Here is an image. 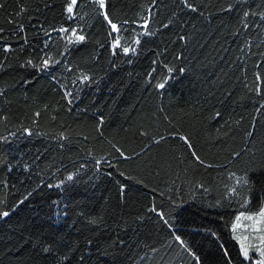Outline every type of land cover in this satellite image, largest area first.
I'll return each mask as SVG.
<instances>
[{
  "label": "snow or ice",
  "instance_id": "1",
  "mask_svg": "<svg viewBox=\"0 0 264 264\" xmlns=\"http://www.w3.org/2000/svg\"><path fill=\"white\" fill-rule=\"evenodd\" d=\"M172 7L168 0H149L148 4L141 3L138 10L132 17L123 13L120 7V0H64L61 5V16L63 22L56 26L55 24L45 26L41 23L39 28L34 30L33 39H29L27 27L31 26L32 11L24 0H18L17 11L10 14L6 19L10 28H5L0 23V99L5 105H11L9 94L20 91L24 95L25 100L31 99L34 107L30 117V125H25L22 121L16 127V132L9 131L8 135L0 134V146H10L20 132L26 137H38L45 140L55 141L56 147L60 150L67 151L73 143L72 136L74 130L66 121H60L57 127V121L60 120L61 109L67 114L73 113V103L79 99V93L83 90V86L98 82L91 69L82 67L81 63L73 62L68 57L73 55V49L79 51L81 47L86 46L91 37L89 30L99 24L105 28V39L103 41L96 40L95 44L100 49H107L109 55L113 58L109 61L112 69L119 68L116 59L123 57L127 64L133 63V58L138 57L144 49V45L151 42L150 38L157 35H171L175 39L169 43H179L180 48H187L192 36L185 30V25L191 20H203L207 24H211L213 19H220L221 15L227 14L235 23H226L220 19V24L227 29L228 34L237 37L242 31L245 33L255 32L257 34L264 32V0H258L253 7L249 0H225L224 3L212 4L211 0H172ZM6 7L5 0H0V11ZM55 5L44 0V8L51 10ZM171 7V11L165 14L164 10ZM215 8L216 11H212ZM39 12V6L35 9ZM164 15V19H159ZM14 17V18H12ZM29 19V25L26 26L24 18ZM156 21L158 27L153 31L151 25ZM136 25V28H131ZM195 28V24L192 25ZM43 34L42 38L40 34ZM55 33L57 40L52 39ZM8 37L19 38L21 43L17 48L10 43ZM149 38V39H143ZM61 47L57 48V44ZM244 46L249 52L252 49V41L245 39ZM264 45V40L261 41ZM260 47V45H257ZM243 51V49H241ZM169 53L168 46L164 47L162 52L156 53L160 58L166 57ZM175 61H181L183 52L172 53ZM255 55V53H253ZM264 57V52L260 53ZM102 58L100 53H96L91 57V62L97 64ZM88 61H84L86 64ZM153 65H161L165 73L160 74L157 79V69L152 67L147 73L149 79L145 81L146 87H152L157 90L159 95L166 88L172 78V73L179 71L185 72L184 67H177L172 62L163 59H154ZM257 69L264 67V60L260 64H255ZM62 69L67 74L65 80L59 79L52 73L57 69ZM50 76L54 85V90H58L62 105L57 102L58 106L50 103H40L38 95L39 90L29 97V90L35 87L36 82L42 76ZM254 81L251 85L245 83L244 89L246 94H254L257 100L254 104V112L264 115V74L256 71ZM155 80V83H153ZM245 97H241L244 99ZM51 109V111H50ZM159 113H165L163 107L157 109ZM83 112H87L84 109ZM177 117H170L165 114L163 121H167V125L172 126V130L166 126L164 132H159L153 127L143 124L135 129V133L142 140L140 151L135 147H129L125 143L113 136L111 139L105 133V117L103 114L95 115V124L91 126V139L96 140L100 145H107V148L101 149L99 155L94 154L93 149H88V158L92 161L93 176L97 179H107L114 184L118 193L120 203L127 202V195L133 190L134 186H140L145 190L142 195L151 193L152 197L147 206V212L143 216H137L136 220H151L154 214L159 222L168 228H172L170 217L177 205L170 195L173 192L172 187L160 189L151 186L148 179L152 177V166H155L156 175L163 170L168 175H175L176 179L171 180V185L176 184V180L180 179V172L176 169L183 165L181 171L184 173L185 179L189 173L194 177L203 169L205 172L210 169H225L224 172L218 173V182L223 186L219 198L215 205L209 204L208 207H221L223 202L229 206L235 203L241 209L235 214L234 219L230 221L229 235L231 241L235 243V255H232L229 247L225 243L219 244L220 255L215 264H264V179L261 180L259 190L262 193L260 198L253 206V192L257 185L251 179V174L256 172L264 173V132L261 134L259 151L261 159L256 163V153L253 152L256 141V123L257 117L253 116L250 122L251 130H244L245 147L240 151L232 150L225 164L219 162H209L202 157L196 150L193 135L189 132H181L173 124L176 120L180 127L187 125L195 129L200 122L198 111L184 112ZM42 113L48 114L53 130L40 131V117ZM187 117V119H185ZM224 119V114L220 110H216L211 119ZM244 118L235 120L234 123L239 126ZM12 123V115L10 110L6 111L4 107H0V127L7 130L8 125ZM225 127L230 128L228 120H225ZM117 135L120 131L128 132L129 129L120 128L115 130ZM219 132L220 129H217ZM167 133V135H165ZM81 135V133H76ZM227 136L228 132L225 131ZM90 135H83L85 141L89 140ZM217 140L220 139L218 136ZM251 141L252 147H248ZM162 145L167 146L170 159H164L162 163H158L151 156V147L160 148ZM145 149L149 150V154L144 156ZM48 148L43 152L37 150L28 159H17L13 163L7 161L4 164V174L0 177V223L9 225L14 215H17L21 207L29 202L35 195L44 196L45 190H61L67 194L70 187L77 183L78 179H82L81 172L88 169L87 163L79 164L74 172L53 182L51 179L45 180L41 177L30 190L26 188V194L16 197L20 186H25L28 181L32 180V176H41V172H34L33 169L40 167V162L45 158ZM243 153V156H242ZM244 167H238L236 162L238 159L243 160ZM135 161H141L135 168L129 170L131 164ZM175 165V166H174ZM105 166L107 171H105ZM66 170V166H64ZM60 168L56 172H60ZM46 171V169H41ZM18 172L16 182H12V174ZM52 175H55L53 173ZM192 190L200 189L204 193H209L211 188L206 186L204 180L193 179L187 181ZM178 193L180 189H175ZM157 195L159 202H157ZM12 197H16L12 199ZM172 205L165 211V204ZM47 207L51 210L52 215L57 220L67 221L69 216H73L72 225L76 227L77 235L70 238L67 233L46 235L42 229H32L24 224H18L20 234L17 242L9 248L11 257L8 264H126V260L130 259L127 250L131 248V244L126 241L119 232L113 236L107 231L109 225L107 220V210L104 208L77 210L67 199H55L48 202ZM127 224V222H125ZM122 226L117 223L116 228ZM211 235L220 237L216 232ZM102 237H106L102 239ZM172 239L193 258L195 264H202L201 257L191 251L187 242L181 235L172 232ZM153 253L158 249L152 248ZM143 259V258H141ZM0 264H3L0 261Z\"/></svg>",
  "mask_w": 264,
  "mask_h": 264
},
{
  "label": "trees",
  "instance_id": "2",
  "mask_svg": "<svg viewBox=\"0 0 264 264\" xmlns=\"http://www.w3.org/2000/svg\"><path fill=\"white\" fill-rule=\"evenodd\" d=\"M32 11L31 26L27 27L29 39H33L34 30L38 29L40 24L45 26H59L63 22L61 16L64 0H48L49 3L55 5L51 10L44 8V0H24ZM115 2V0H114ZM149 0H120V7L123 13L132 17L138 10L141 3L147 5ZM225 0H211L212 4L224 3ZM255 7L258 0H249ZM6 7L0 11V23L5 28H10L6 23V19L10 14L17 11L18 0H5ZM172 5V0H168ZM39 6L40 11L35 9ZM165 14L171 11V7L164 10ZM212 11H216L215 8ZM14 18V17H12ZM159 19H164L161 15ZM226 23H235L234 20L227 15H221ZM220 19H213L209 25L203 20H191L184 27L191 33V40L187 48H180L179 43L171 44L170 40L175 39L171 35H157L150 38L151 42L144 45V49L138 57L133 58V63L127 64L123 57L116 59L119 68L112 69L109 61L113 58L109 55L108 50L100 49L96 44V40L103 41L105 39V28L97 24L89 30L91 41L79 51L73 49V55L68 59L73 62L81 63L82 67L92 70L98 82L83 86V90L79 93V99L73 103V113L71 115L61 109L60 120L57 121V127L60 121H66L74 130L69 150L64 151L56 147L55 141L45 140L38 137H26L17 132L16 137L12 138L13 142L10 146H0V177L4 174V164L7 161L13 163L17 159H28L37 150L41 152L48 148L45 158L40 162V167L33 169L34 172H41V176H32V180L28 181L25 186L19 187L16 197L26 194L28 190L41 178L45 180L51 179L58 182V178H64L68 172H74L79 164L87 163L88 169L81 172L82 179H78L77 183L70 187L67 194L61 190L51 189L45 190L44 196L35 195L21 207L17 215H14L9 225L0 223V261L8 264L11 257L9 248L12 247L20 234V230L16 227L18 224H24L26 227L35 231L42 229L46 235L67 233L70 238L77 235L76 227L72 225L73 216H69L67 221L57 220L52 215L51 210L47 207L48 202L55 199H67L68 202L76 207L77 210H93L104 208L107 210L108 229L107 231L115 236L119 232L123 238L131 244V248L127 250L130 259L126 260V264H195L191 256L184 251L178 243L172 239V232L179 234L187 242L191 251L201 257L202 264H215L220 255L219 244L225 243L229 247L232 255H235L236 246L230 239L229 228L230 221L234 219L235 214L241 210L233 201L231 206L223 202L221 207H208L209 204L215 205L219 198L223 186L218 182V173H222L225 169H210L208 171L200 170L194 177L191 173L185 179L184 173L181 171L183 165L177 168L180 172V179L176 180L175 185L170 182L176 179L175 175H168L163 170L156 175L155 166H152L153 175L148 179L151 186L160 189L172 187V195L177 207L172 212L170 223L172 228H168L159 222L154 214L152 219L136 220L137 216H143L147 212V206L152 197L149 192L142 195L145 190L140 186H134L133 190L127 195V202L120 203L118 200L117 189L107 179H97L93 176L92 161L88 158V149H93L94 154L99 155L101 149L107 148V145H100L96 140L91 139V126L95 124V115L103 114L105 117V133L111 139L113 136L125 143L129 147H135L140 151L142 140L135 133V129L143 124L153 127L159 132H164L167 126L172 130L171 125H167V121H163L162 117L168 114L170 117H179L184 112L198 111L200 122L195 129L180 124L173 120V124L181 132H189L193 135L196 150L199 154L209 162H219L227 165L226 157L229 156L233 149L240 151L245 147L244 130L250 128V122L253 116L257 117L256 123V145L253 152L256 153V163H259L260 147L259 140L264 132V115L254 112L253 101L258 98L254 94H246L244 84L251 85L254 81V73L260 71L264 74V67L257 69L255 64H260L264 57L260 56L264 52V32L259 34L245 33L244 31L237 37L228 34L220 24ZM26 26L29 25V19L24 18ZM195 24V28L192 25ZM131 28H137L131 25ZM153 31L158 27L156 21L151 25ZM41 38L43 34L41 33ZM52 39L57 40L55 33ZM149 39V38H143ZM249 39L252 41V49L249 52L244 46L243 41ZM10 43L17 48L21 41L19 38L8 37ZM260 45V47H257ZM168 46L169 53L166 57L160 58L156 53L162 52L164 47ZM61 45L58 43L57 48ZM243 49V51H241ZM183 52V59L175 61L173 52ZM96 53H100L102 58L97 64L91 62V57ZM255 53V55H253ZM154 59H163L172 62L177 67H184L185 72L176 71L172 73V78L168 85L158 95L157 90L152 87H146L145 81L149 79L147 73L152 67L157 69L156 76L159 79L160 74L165 73L161 65H153ZM84 61H88L86 64ZM59 79H65L66 75L62 69L57 68L53 73ZM155 83V80H153ZM264 86V85H262ZM39 90L38 95L40 103H50L58 106L57 102L62 105L58 90H54L50 76H42L36 82L35 87L29 90V97ZM245 97L241 99V97ZM11 105H5L0 99V107H4L6 111L10 110L12 115V123L8 125L7 130L0 127V134L8 135L9 131L16 132V127L21 121L25 125H30V117L35 106L31 99L25 100L22 92L17 91L9 94ZM163 107L165 113H159L157 109ZM87 109V112H83ZM220 110L224 114V119H211L213 113ZM51 111V109H50ZM244 119L237 126L234 121ZM187 119V117L185 118ZM225 120L229 121L230 128L225 127ZM40 131H51L53 126L50 123L48 114L42 113L40 117ZM129 129L128 132L120 131L117 135V129ZM217 129H220L218 132ZM228 135L225 136L224 132ZM81 133V135H76ZM83 135H90L89 140L85 141ZM167 135V133H165ZM220 139H216L217 137ZM248 147H252L251 141ZM149 154V150L145 149L144 156ZM151 156L158 163H162L164 159H170L167 146L162 145L160 148L151 147ZM243 156V153H242ZM243 160L238 159L236 164L238 167H244ZM141 161H135L129 167V170L135 168ZM66 166V170L64 168ZM175 166V165H174ZM60 168V172L56 169ZM46 169V171H41ZM105 171L107 168L105 166ZM55 173V175H52ZM20 174L15 172L12 174V182H16ZM202 179L206 186L211 188L209 193H204L200 189L192 190V186L188 180ZM251 179L256 183L257 188L253 192V206L260 198L262 193L259 190L261 180L264 179V173L256 172L251 174ZM180 189L177 193L175 189ZM12 197V199L16 198ZM157 202L159 196L157 195ZM171 204H165L167 211ZM127 222V224H125ZM117 223L122 227L116 228ZM216 232L220 237L219 240L211 235ZM106 237H102L104 239ZM152 248L158 249L153 253ZM143 258V259H141Z\"/></svg>",
  "mask_w": 264,
  "mask_h": 264
}]
</instances>
